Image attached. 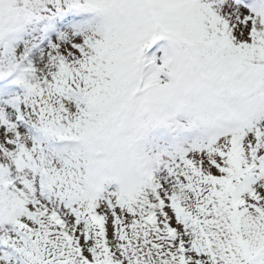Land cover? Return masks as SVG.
<instances>
[{
	"label": "snow or ice",
	"instance_id": "snow-or-ice-1",
	"mask_svg": "<svg viewBox=\"0 0 264 264\" xmlns=\"http://www.w3.org/2000/svg\"><path fill=\"white\" fill-rule=\"evenodd\" d=\"M0 264H264V0H0Z\"/></svg>",
	"mask_w": 264,
	"mask_h": 264
}]
</instances>
